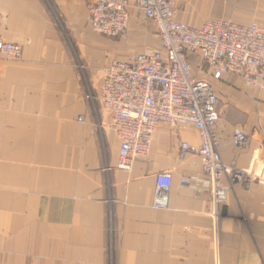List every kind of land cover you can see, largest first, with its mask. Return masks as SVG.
<instances>
[{
  "label": "crops",
  "instance_id": "crops-1",
  "mask_svg": "<svg viewBox=\"0 0 264 264\" xmlns=\"http://www.w3.org/2000/svg\"><path fill=\"white\" fill-rule=\"evenodd\" d=\"M91 2L0 0V38L21 46L18 57L0 52V264H264V131L238 149L237 120L220 112L225 164L254 179L246 189L227 173L220 205L199 156L182 153L183 142L200 144L193 127L160 124L149 157L122 167L99 96L104 68L132 58V46L125 34L93 30ZM176 9L196 27L210 19L264 25V0H177ZM137 14L133 6L130 24ZM156 36L148 50L161 46ZM190 62L217 94L244 90L239 76L214 79L199 56ZM161 171L173 176L163 209L154 206ZM187 175L200 179L186 185Z\"/></svg>",
  "mask_w": 264,
  "mask_h": 264
},
{
  "label": "built area",
  "instance_id": "built-area-1",
  "mask_svg": "<svg viewBox=\"0 0 264 264\" xmlns=\"http://www.w3.org/2000/svg\"><path fill=\"white\" fill-rule=\"evenodd\" d=\"M176 2L92 0L90 24L95 32L111 38L124 35L134 6L153 23L161 41L158 49L107 65L99 99L111 116L124 168L149 157L160 124L195 128L200 144L183 142L182 153L199 156L212 200L220 205L228 200L226 174L229 173V182L233 184L244 178V172L228 168L220 154L219 96L211 81L196 76L190 56H199L214 79H222L229 72L245 84L264 90V25L210 19L202 26H192L178 19ZM0 52L18 57L21 46L0 38ZM79 120L83 121L84 117ZM233 140L236 148L242 149L248 142V134L236 128ZM199 179V176L187 175L181 182L193 185ZM172 183L170 171L156 174V208L167 207Z\"/></svg>",
  "mask_w": 264,
  "mask_h": 264
},
{
  "label": "rangeland",
  "instance_id": "rangeland-1",
  "mask_svg": "<svg viewBox=\"0 0 264 264\" xmlns=\"http://www.w3.org/2000/svg\"><path fill=\"white\" fill-rule=\"evenodd\" d=\"M156 33L157 30L153 23L142 15H135L130 24L129 31L124 35L132 46L130 52L131 57L158 45L157 42L159 39ZM124 36L116 37V39L120 40ZM243 88L244 90L237 91L235 95L222 92L220 89L218 91L220 96L218 109L224 115L228 112L231 118L235 117L238 124L236 128H240L248 134V144L251 141L253 132L258 133L260 130L264 131V90L254 88L245 83ZM243 172L244 178L241 181L233 183V185L240 183L244 188L250 189L254 184L253 175L246 170H243ZM229 183L231 184V182Z\"/></svg>",
  "mask_w": 264,
  "mask_h": 264
}]
</instances>
